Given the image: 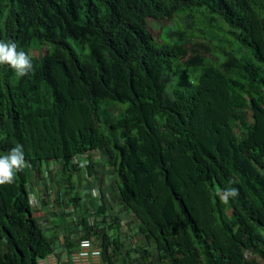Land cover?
Instances as JSON below:
<instances>
[{
    "label": "trees",
    "instance_id": "16d2710c",
    "mask_svg": "<svg viewBox=\"0 0 264 264\" xmlns=\"http://www.w3.org/2000/svg\"><path fill=\"white\" fill-rule=\"evenodd\" d=\"M192 11L247 55L153 45L146 18ZM263 12L264 0H0V40L33 63L23 77L0 65V156L22 145L37 172L97 150L153 244L140 251L149 264H264ZM26 183L23 168L0 185V264H37L53 250ZM229 187L238 196L225 204L218 192Z\"/></svg>",
    "mask_w": 264,
    "mask_h": 264
},
{
    "label": "crops",
    "instance_id": "0c3cea01",
    "mask_svg": "<svg viewBox=\"0 0 264 264\" xmlns=\"http://www.w3.org/2000/svg\"><path fill=\"white\" fill-rule=\"evenodd\" d=\"M24 169L34 217L53 246L45 264H71L70 252L85 237L101 249L100 264H149L140 251L152 250L153 244L138 233V221L120 203V180L97 150L74 156L68 167L48 160L37 172Z\"/></svg>",
    "mask_w": 264,
    "mask_h": 264
},
{
    "label": "rangeland",
    "instance_id": "374dc122",
    "mask_svg": "<svg viewBox=\"0 0 264 264\" xmlns=\"http://www.w3.org/2000/svg\"><path fill=\"white\" fill-rule=\"evenodd\" d=\"M190 15L179 14L172 19L162 18H146L145 27L152 36L153 45L159 47L165 43L181 44L186 48H193L197 44L205 46H220L230 52L236 58H242L247 55V50L230 35L224 32L225 27L219 22H211V26L205 23L204 15L199 11L189 12ZM264 15V12H263ZM190 26V29L187 27ZM185 31L187 35L178 37L173 34L175 31ZM32 55L38 56V51L31 52ZM208 61L215 59V56H210L201 52ZM246 119H250L248 106L238 110ZM235 133L240 136L241 131L236 122H233ZM264 172V169H262ZM27 180H29L28 171L26 170ZM208 199H209V193ZM208 214V211H206ZM208 217V216H207ZM215 225V224H214ZM213 225V228H214ZM4 244V243H3Z\"/></svg>",
    "mask_w": 264,
    "mask_h": 264
},
{
    "label": "clouds",
    "instance_id": "9594fccd",
    "mask_svg": "<svg viewBox=\"0 0 264 264\" xmlns=\"http://www.w3.org/2000/svg\"><path fill=\"white\" fill-rule=\"evenodd\" d=\"M10 66L18 77H23L33 70L32 59L23 50H17L14 41L0 40V65ZM23 146L17 144L7 154L0 156V185L11 184L14 182L18 171L26 166ZM223 203L227 204L229 198L238 196V190L233 187L218 192Z\"/></svg>",
    "mask_w": 264,
    "mask_h": 264
},
{
    "label": "built area",
    "instance_id": "2783aa9c",
    "mask_svg": "<svg viewBox=\"0 0 264 264\" xmlns=\"http://www.w3.org/2000/svg\"><path fill=\"white\" fill-rule=\"evenodd\" d=\"M101 253V249L94 246L90 238L85 237L81 238L76 248L70 252L69 261L71 264H100ZM45 258L39 259L37 264H45Z\"/></svg>",
    "mask_w": 264,
    "mask_h": 264
}]
</instances>
